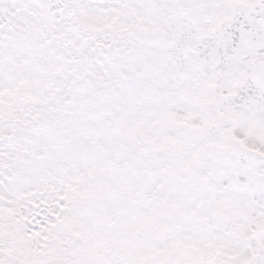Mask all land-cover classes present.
I'll use <instances>...</instances> for the list:
<instances>
[{"label":"snow or ice","instance_id":"1","mask_svg":"<svg viewBox=\"0 0 264 264\" xmlns=\"http://www.w3.org/2000/svg\"><path fill=\"white\" fill-rule=\"evenodd\" d=\"M0 264H264V0H0Z\"/></svg>","mask_w":264,"mask_h":264}]
</instances>
